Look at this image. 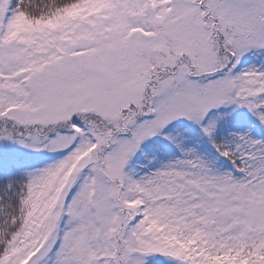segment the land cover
<instances>
[{
    "label": "snow or ice",
    "instance_id": "1",
    "mask_svg": "<svg viewBox=\"0 0 264 264\" xmlns=\"http://www.w3.org/2000/svg\"><path fill=\"white\" fill-rule=\"evenodd\" d=\"M0 264H264V0H0Z\"/></svg>",
    "mask_w": 264,
    "mask_h": 264
}]
</instances>
